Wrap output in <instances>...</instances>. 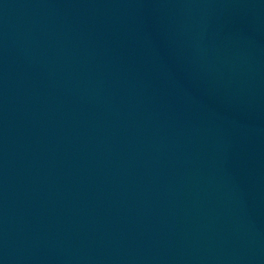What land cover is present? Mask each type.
Segmentation results:
<instances>
[{"label":"water","instance_id":"95a60500","mask_svg":"<svg viewBox=\"0 0 264 264\" xmlns=\"http://www.w3.org/2000/svg\"><path fill=\"white\" fill-rule=\"evenodd\" d=\"M0 264H264V0H0Z\"/></svg>","mask_w":264,"mask_h":264}]
</instances>
